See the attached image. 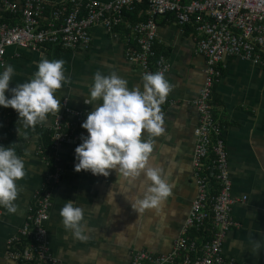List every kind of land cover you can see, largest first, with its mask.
Segmentation results:
<instances>
[{
  "label": "crops",
  "instance_id": "1",
  "mask_svg": "<svg viewBox=\"0 0 264 264\" xmlns=\"http://www.w3.org/2000/svg\"><path fill=\"white\" fill-rule=\"evenodd\" d=\"M43 1L48 4L63 0ZM155 23L154 47L170 64L164 77L171 90L162 112L165 131L156 139L151 162L162 168L172 184L171 194L160 213L151 209L135 213L125 197L139 194L142 178L122 179L114 170H109L106 177L75 171L74 148L81 142V134L87 135L80 127L76 141L58 148L63 172L52 190V205L45 222L48 245L58 259L57 264H125L130 252L140 248L155 254L165 253L190 208L195 194L191 169L193 129L198 118L193 101L203 84L205 60L195 52V32L191 25L180 26L172 14L156 16ZM115 31L117 34L113 36L102 25H94L87 49L50 45L37 50L17 45L7 47L4 64L14 69L9 86L29 80L42 58L61 59L68 83L55 93L61 104L58 112L63 110L65 102L70 108L85 111L86 115L93 106L83 101L96 71L105 75L115 72L127 80L129 89L141 87L140 68L129 63L124 55V24H119ZM170 99L173 103L168 102ZM212 99L222 124L231 194L237 198L231 213L240 223L226 233L222 253L238 264H264V67L225 56ZM53 115L40 127L26 128L14 109L0 106V144L13 147L24 159L27 169L25 177L17 181L16 212L8 213L1 208L0 264H12L5 256L6 241L24 224L33 193L40 188L47 173L37 148L49 144L47 126L52 123ZM67 199L84 209L82 223L88 236L84 241L73 238L61 223L59 210ZM256 241L260 248L253 250Z\"/></svg>",
  "mask_w": 264,
  "mask_h": 264
},
{
  "label": "built area",
  "instance_id": "2",
  "mask_svg": "<svg viewBox=\"0 0 264 264\" xmlns=\"http://www.w3.org/2000/svg\"><path fill=\"white\" fill-rule=\"evenodd\" d=\"M143 3L144 20L129 21L126 12ZM165 14H172L180 26L193 27L195 52L205 60L203 84L193 101L198 114L191 156L195 194L170 249L160 254L133 249L125 264H238L222 253L226 233L240 223L231 213L237 198L231 194L222 124L214 110L212 91L225 56L264 67V0H63L48 4L43 0H0V64H4L6 48L12 45L33 50L44 45L87 49L94 25H102L115 36L114 28L123 23L124 55L129 63L140 68L141 76L155 71L165 74L170 64L154 47L155 18ZM85 116V111L64 102L63 110L54 114L47 126L49 144L37 148L47 173L33 193L24 224L5 244V256L12 264L58 263L45 227L52 190L63 172L58 148L77 140Z\"/></svg>",
  "mask_w": 264,
  "mask_h": 264
},
{
  "label": "clouds",
  "instance_id": "3",
  "mask_svg": "<svg viewBox=\"0 0 264 264\" xmlns=\"http://www.w3.org/2000/svg\"><path fill=\"white\" fill-rule=\"evenodd\" d=\"M13 75L11 65L0 64V106L14 109L24 127L44 124L50 114L58 113L61 104L55 93L68 83L63 60L42 58L29 80L10 87ZM141 79V87L129 89L127 80L115 72L93 74L83 101L93 107L80 124L87 135L81 134V142L74 148L73 168L105 177L114 170L122 179L142 178L139 194L125 199L135 213L149 209L160 213L172 184L151 160L156 139L165 131L160 106L171 85L161 71L143 73ZM26 171L25 161L15 149L0 144V208L8 213L17 210V181L25 177ZM59 215L73 238H88L82 223L84 209L74 205L72 199H67ZM252 247L258 250L259 242Z\"/></svg>",
  "mask_w": 264,
  "mask_h": 264
},
{
  "label": "trees",
  "instance_id": "4",
  "mask_svg": "<svg viewBox=\"0 0 264 264\" xmlns=\"http://www.w3.org/2000/svg\"><path fill=\"white\" fill-rule=\"evenodd\" d=\"M145 4H137L133 10L126 12V16L127 19H129V21L133 22V21H138V20H144L145 16L143 14V12H141L142 9L145 8ZM214 106H216L214 104ZM39 127V126H38ZM49 134V132H48ZM46 145V144H44Z\"/></svg>",
  "mask_w": 264,
  "mask_h": 264
}]
</instances>
